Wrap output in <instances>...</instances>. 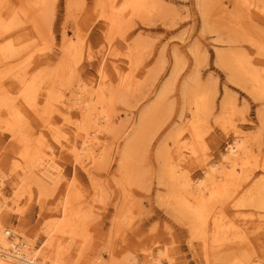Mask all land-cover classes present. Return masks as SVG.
I'll return each instance as SVG.
<instances>
[{"label":"rangeland","instance_id":"1","mask_svg":"<svg viewBox=\"0 0 264 264\" xmlns=\"http://www.w3.org/2000/svg\"><path fill=\"white\" fill-rule=\"evenodd\" d=\"M67 1L54 2L48 33L39 36L27 28L12 41L16 46L23 45L20 61L27 59L33 63L47 57L51 64L58 63L63 57V36L75 41L82 48L79 83L88 88L100 82L98 66H104V86L116 92V99L111 106V129L95 141L99 142L95 144V150L101 153L103 165L98 170L92 169L90 175L86 172L90 166L83 156L84 142L78 137L72 139L69 136L71 142H64L62 138H59L62 142H30L38 150L40 168L48 171L47 197L40 200L35 187L30 186L28 191L20 185L26 177L23 172L25 162L19 155L24 145L10 142L6 133L0 134V204L5 206L0 213V222L3 229L15 233L16 243L21 244L26 238L32 243L33 258H38L36 264H71L68 260H55L58 258L57 241L46 248L49 239L43 231L48 224L60 221L63 198L71 194L78 198L76 208L86 215L83 250L77 253L79 262L76 264H109L112 251L120 259L125 249L129 255L141 260L143 255L136 250L139 244L149 247L155 241L159 243L154 247L165 253L162 264H206L203 253L187 243V227L174 221L159 206L158 197L162 199L166 191L158 177V153L164 147L170 151L171 141L167 137L173 130L182 129L178 142H188V134L183 128L190 120V112L183 105L181 88L185 82L189 84L190 76L195 77L191 90L210 91L212 96L202 128L207 147L205 164L212 165L221 158L235 138L234 130L243 138L260 136V143L257 144V140L254 143V153L258 154L257 147L262 148L261 154L264 153V129L257 120L262 104L232 83L228 72L216 63V52L239 48L256 61V54L246 45L231 43L234 39L229 28L234 13L232 0H209L207 26L203 24L197 0H149L146 12L138 18L127 11L122 13L126 24L119 34L109 32L105 20L96 10V0H82L69 17ZM126 1L115 0L114 6L121 9ZM23 2L5 0L15 9ZM250 3L252 6L241 13L246 20L245 12L249 9L257 14L264 9V0H250ZM219 6L226 7L231 15L220 17L216 14ZM252 24L264 35L263 22L253 20ZM131 51L136 52L134 68L127 58ZM178 60L179 73L172 77ZM256 66L264 68L260 63ZM114 68L120 73L117 74ZM154 70L157 71L154 79L147 80L148 73ZM124 76L133 77L136 87L121 88L119 80ZM165 83L171 85L170 90L155 114V121H163L162 127L153 134L151 129L150 142L136 145L132 156L135 176L132 185L123 190L118 153L131 135L140 112L153 103ZM15 92H11L12 97ZM225 92L231 96L233 107L223 110L221 104ZM71 116L72 121H78L76 112H71ZM198 166V162L187 163L183 171L198 179L202 174ZM121 211L127 213V219L116 228ZM153 236L158 240H152ZM209 259L214 258L210 256Z\"/></svg>","mask_w":264,"mask_h":264},{"label":"bare ground","instance_id":"2","mask_svg":"<svg viewBox=\"0 0 264 264\" xmlns=\"http://www.w3.org/2000/svg\"><path fill=\"white\" fill-rule=\"evenodd\" d=\"M55 1L24 0L23 5L15 9L9 7L5 0H0V134L6 133L10 142L24 145L19 155L25 162L23 172L26 177L20 185L28 191L30 186L35 187L40 200L47 197L45 183L48 171L40 168L38 150L30 142H62L59 138L71 142L69 136L82 139L85 145L83 156L90 166L86 172L90 175L92 169L98 170L103 165L101 153L95 150V144L99 142L95 141L99 140L100 134L111 129V106L116 99V92L104 86L106 75L102 64L98 66L100 82L95 87L88 88V85L79 83L78 65L82 48L64 36L63 57L58 63L51 64L47 57L33 63L27 59L19 60L23 45L16 46L13 38L19 33L24 34L27 28L39 36L48 33ZM114 2L96 0V10L105 20L109 32L119 34L126 24L122 13L127 11L138 18L146 12L149 0H127L121 9L116 8ZM81 3L82 0L67 1L68 17ZM232 3L233 15L222 6L216 8V14L224 18L231 15L229 28L234 36L231 43L246 45L256 54V61L239 48L237 51L216 52V63L228 72L232 83L262 104L257 120L264 129V68L256 66L258 63L264 65V35L252 24L257 20L264 26V9L258 14L249 9L245 12L246 20L241 13L252 6L250 0H232ZM197 4L203 14V24L207 26L209 0H197ZM136 45L140 47V44ZM135 54L131 51L127 56L133 68L137 64ZM178 66L179 60L175 62L172 77L178 75ZM156 74L155 70L149 72L147 80H153ZM194 78L190 76L187 79L189 84L185 82L181 88L183 105L190 112V120L183 128L188 134V142H178L182 129L173 130L167 137L171 141L170 151L164 147L158 153V177L166 191L162 199L158 197L159 206L174 221L187 227V243L203 253L206 264H264V153L261 154V147H257V155L254 153V143L256 140L257 144L260 143V136L243 138L239 131L234 130L235 138L221 158L212 165L205 164L207 147L202 128L212 96L210 91L191 90ZM119 83L121 88L127 87L128 90L137 85L131 76L121 77ZM170 86L165 83L153 103L140 112L131 135L118 153L123 190L132 185L135 176L132 156L136 145L150 142L148 134L151 129L153 134L162 127L163 121H155V114L159 112ZM221 107L223 110L233 107L228 92L224 93ZM73 111L79 117L77 122L72 121ZM219 122L224 123L222 120ZM194 162L199 163L202 171L198 179L183 171L187 163ZM77 203V196L66 194L60 221L43 228L49 239L46 248L57 241L58 258L55 260H68L71 264L79 262L77 255L82 252L85 239L83 225L86 215L79 207L76 208ZM4 207L0 204V213ZM126 219L127 213L125 215L121 211L115 227L118 228ZM13 234L4 230L0 222V264H36L38 258H33L32 243L27 238L21 244L16 243L17 238ZM151 239L158 240L154 236ZM157 243L155 241L149 247L139 244L136 250L142 253L141 260L129 255L127 249L120 259L112 251L109 264H162L165 253L154 247ZM210 256L214 259L210 260Z\"/></svg>","mask_w":264,"mask_h":264},{"label":"built area","instance_id":"3","mask_svg":"<svg viewBox=\"0 0 264 264\" xmlns=\"http://www.w3.org/2000/svg\"><path fill=\"white\" fill-rule=\"evenodd\" d=\"M10 234H7V237H9Z\"/></svg>","mask_w":264,"mask_h":264}]
</instances>
